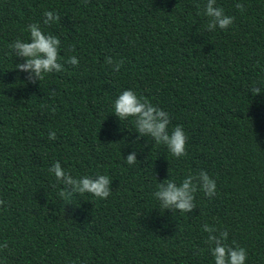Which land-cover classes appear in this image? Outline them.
Listing matches in <instances>:
<instances>
[{
  "label": "trees",
  "instance_id": "16d2710c",
  "mask_svg": "<svg viewBox=\"0 0 264 264\" xmlns=\"http://www.w3.org/2000/svg\"><path fill=\"white\" fill-rule=\"evenodd\" d=\"M206 2L0 0V264H214L204 224L264 264V91L251 92L264 90V0H217L235 21L214 31ZM46 10L60 20L45 25ZM34 22L60 39L63 70L32 82L9 45ZM108 56L123 59L118 72ZM126 89L168 112L169 132L183 127L187 155L120 120ZM56 161L74 178L109 176L110 196L66 204ZM201 170L214 197L198 190L189 213L160 208L159 183Z\"/></svg>",
  "mask_w": 264,
  "mask_h": 264
},
{
  "label": "clouds",
  "instance_id": "9594fccd",
  "mask_svg": "<svg viewBox=\"0 0 264 264\" xmlns=\"http://www.w3.org/2000/svg\"><path fill=\"white\" fill-rule=\"evenodd\" d=\"M84 2L86 3L87 0ZM216 5L217 0H207L203 9L204 15L210 18L207 24L208 31H214L217 27L226 30L235 21L234 16L226 15L224 9ZM235 7L242 13L245 11L243 3L238 2ZM59 20V13L48 10L44 12L45 25ZM26 30L30 33L28 41L17 38L9 45L16 57L26 58L25 63L16 64L15 68L29 72L28 80L32 82L41 81L46 73L62 71L63 64L59 62L60 39L51 33L45 34L38 22L28 24ZM67 63L78 66L79 59L73 55L68 58ZM105 63L112 65L113 70L118 72L124 61L123 59L114 61L113 57L108 56L105 58ZM262 91L264 90L257 85L251 88L253 95ZM114 113L121 121L134 117L133 123L140 136H150L154 138L156 144L166 145L173 156L179 158L187 155L188 137L183 127L177 125L169 132L168 126L171 122L169 113L159 106L153 105L146 97L138 96L134 90L126 89L118 95L114 102ZM48 138L55 140L57 138L56 132L50 131ZM136 162L135 152L127 156L126 163L128 165H133ZM49 172L54 173L56 180L62 182L63 188L59 191V196L68 200L66 204L73 203L69 197L74 194L90 193L97 198L106 199L112 191V180L104 174L74 178L64 170L60 161H56L49 168ZM55 186L53 185V187ZM198 190H202L204 195L210 198L217 193L216 180L205 170H201L195 175L189 174L179 184L174 179H166L163 183H159L154 196L160 201V208L162 209L172 208L174 212L189 213L197 207L194 194ZM4 203L5 201L0 199V205ZM202 230L209 233L206 243L212 246L211 254L214 258V264H245L248 256L246 248L241 247L236 241L229 244L227 242L229 235L227 230L218 231L209 224L202 225ZM7 247L8 243L5 241L0 245V250Z\"/></svg>",
  "mask_w": 264,
  "mask_h": 264
}]
</instances>
